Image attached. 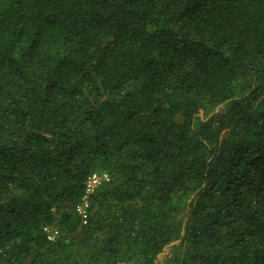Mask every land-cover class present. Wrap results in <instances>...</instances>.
<instances>
[{
  "label": "trees",
  "instance_id": "obj_1",
  "mask_svg": "<svg viewBox=\"0 0 264 264\" xmlns=\"http://www.w3.org/2000/svg\"><path fill=\"white\" fill-rule=\"evenodd\" d=\"M0 264H264V0H0Z\"/></svg>",
  "mask_w": 264,
  "mask_h": 264
},
{
  "label": "built area",
  "instance_id": "obj_2",
  "mask_svg": "<svg viewBox=\"0 0 264 264\" xmlns=\"http://www.w3.org/2000/svg\"><path fill=\"white\" fill-rule=\"evenodd\" d=\"M109 180L110 174L106 171H96L88 176L81 202L77 207V212L81 216L84 224L88 222L91 215V196ZM45 230L48 233V238L51 240H55L59 234L57 230H52L50 228H45Z\"/></svg>",
  "mask_w": 264,
  "mask_h": 264
},
{
  "label": "water",
  "instance_id": "obj_3",
  "mask_svg": "<svg viewBox=\"0 0 264 264\" xmlns=\"http://www.w3.org/2000/svg\"><path fill=\"white\" fill-rule=\"evenodd\" d=\"M219 109V108H218ZM203 113V112H202Z\"/></svg>",
  "mask_w": 264,
  "mask_h": 264
}]
</instances>
